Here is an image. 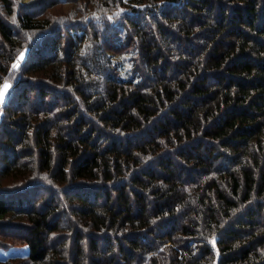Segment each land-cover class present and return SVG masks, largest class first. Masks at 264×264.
<instances>
[{
  "label": "trees",
  "instance_id": "1",
  "mask_svg": "<svg viewBox=\"0 0 264 264\" xmlns=\"http://www.w3.org/2000/svg\"><path fill=\"white\" fill-rule=\"evenodd\" d=\"M0 6V264H264V0Z\"/></svg>",
  "mask_w": 264,
  "mask_h": 264
},
{
  "label": "rangeland",
  "instance_id": "2",
  "mask_svg": "<svg viewBox=\"0 0 264 264\" xmlns=\"http://www.w3.org/2000/svg\"><path fill=\"white\" fill-rule=\"evenodd\" d=\"M21 2V0H18V3H20ZM20 6H22L21 4H20ZM19 6V7H20ZM30 6V5H29ZM28 6V8H26V9H24V6L21 8V10H27V11H29V7ZM71 5H70V3H68V2H63V3H57L56 5H53L52 7H46V9L44 8V11H43V13H44V15H46V16H49L50 18H53L52 20L53 21H56L57 19H60V17L62 18V17H64V15H65V12H66V10L70 7ZM2 9H3V7L2 6H0V10L2 11ZM56 16H58V17H56ZM31 36H33L32 35V33L30 34V38H31ZM5 84H9V82H8V80L7 79H3L2 81H1V83H0V90H4V85ZM6 92H7V89H6V91H4V96H3V100H4V98H5V96H6ZM2 100V101H3ZM2 101H0V104L2 103ZM32 101L35 103V99H32ZM37 104H38V102H37ZM43 105V104H42ZM5 183L3 182L2 184H0V185H4ZM7 200L9 199V200H11V201H13L14 200V198H13V196H9V195H3ZM46 196V195H45ZM17 198V197H16ZM6 228V227H5ZM26 246L25 245H23V246H20L19 248H8V249H6L5 247H3V248H0V258H3V257H6V256H10V255H13V254H18V255H22L23 253H25L26 252ZM23 258V257H22Z\"/></svg>",
  "mask_w": 264,
  "mask_h": 264
},
{
  "label": "snow or ice",
  "instance_id": "3",
  "mask_svg": "<svg viewBox=\"0 0 264 264\" xmlns=\"http://www.w3.org/2000/svg\"><path fill=\"white\" fill-rule=\"evenodd\" d=\"M20 59H23V54H21ZM16 67H18V65H13V68H16ZM7 87H8V85L5 84V85H4V90H0V101L3 100L4 91H6Z\"/></svg>",
  "mask_w": 264,
  "mask_h": 264
}]
</instances>
